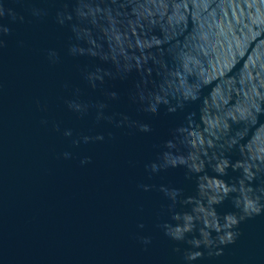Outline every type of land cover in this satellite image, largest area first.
Listing matches in <instances>:
<instances>
[{
  "label": "water",
  "instance_id": "water-1",
  "mask_svg": "<svg viewBox=\"0 0 264 264\" xmlns=\"http://www.w3.org/2000/svg\"><path fill=\"white\" fill-rule=\"evenodd\" d=\"M160 2L137 0L148 23L137 25L133 19L128 34L140 38L141 30L146 31L144 47L162 50L180 67L185 49L192 48V8H182L185 19L177 24L169 17L173 4L183 0H163L166 8ZM63 3L0 0V12L4 9L0 28L9 29L0 30V264H189L183 254L190 246L167 236L162 225L177 223L171 220L173 211H191L192 205L179 199L197 195L196 182L185 180L183 167L151 173L145 166L189 111L198 113L201 132L225 116L235 117L230 127L242 120L250 97L245 78L264 63V32L233 44L230 53L223 39L210 34L200 49L205 60L199 70V103L176 113L161 105L157 114H151L138 111L128 100L135 73L126 81L89 87L83 71L101 61L87 54L71 55L68 49L75 43L87 47L85 40L99 38V32L85 30V40H77L70 27L75 21L57 22ZM235 31L241 37L239 29ZM172 75L168 85L182 86L184 73ZM109 90H116L120 99H109ZM69 101L88 107L77 111ZM99 102L108 104L101 119ZM120 113L130 121L150 123L152 132L142 133L130 122L117 126ZM236 130L241 150L230 154L233 162L242 164V155L264 154V122L244 121ZM85 136L90 138L87 142ZM228 173L221 178L208 168L204 175L209 183L239 175L231 168ZM142 184L150 188L145 191ZM162 184L183 189L174 209L160 191ZM214 211L221 227L226 216L242 217L232 229L239 234L234 242L212 249L213 253L221 249L219 255L210 256L201 246L197 250L204 255L190 264H264V193L252 184H238L236 193ZM200 226L196 222V230L186 235L203 240ZM210 232V237L217 235ZM145 237L150 243H143Z\"/></svg>",
  "mask_w": 264,
  "mask_h": 264
},
{
  "label": "clouds",
  "instance_id": "clouds-1",
  "mask_svg": "<svg viewBox=\"0 0 264 264\" xmlns=\"http://www.w3.org/2000/svg\"><path fill=\"white\" fill-rule=\"evenodd\" d=\"M69 4L73 5L71 9ZM189 6L192 8L195 23L194 35L191 52L185 49L180 67H177V61L162 50L152 52L150 48L144 47L143 36L147 34L146 31L141 30L140 38L128 34V25L133 19L137 25L148 23L147 17L142 18L138 11L142 5H138L137 0H89L87 4L85 0H64L63 8L57 10L56 16L61 25L66 20L75 21L70 27L77 40H85L84 36L88 34L85 30L96 29L99 32V38L85 40L87 47L75 43L70 44L68 49L71 55L87 54L101 61L94 68H86L83 71V77L89 87L95 89L108 81H126L135 73L137 78L128 92V100L137 105L138 111L157 114L163 105L167 112L176 113L184 112L189 106L200 101L202 81L199 70L204 66L205 60L200 54V49L210 34L223 39L225 50L230 53L233 44L240 45L241 40L247 42L264 32V0H183V3L173 4L174 11L169 20L179 24L185 19L182 8ZM160 7H167L163 0ZM2 15L4 9L0 12V16ZM236 29L241 33L239 38L236 36ZM0 30L5 33L9 31L6 27ZM117 33L113 39V35ZM175 71L183 72L184 78L182 86L173 88L167 81L173 79L172 74ZM254 72V75L249 73L245 78L244 87L250 92L249 102L240 114L242 120L236 122L235 127H230L229 123L235 121V117L225 116L209 122L201 132L196 123L198 113L195 110L189 111L185 114L184 121L172 130L171 137L157 146L159 150L156 158L145 166L151 173L183 167L185 180L196 182L197 195L179 199L181 204L192 205L191 211H173L171 220L177 223L165 221L162 225L167 236L190 246L183 254L184 260L189 264L204 255L202 251L197 250L201 246L209 249L208 255H219L221 249L217 248L215 253L212 251L215 246L235 241L239 233L232 229L243 218L238 220L234 216H226L227 222L221 227L214 209L236 193L238 184H252L264 193V154L258 158L242 155V164L233 162L230 156L231 153L241 150L236 130L240 124L244 121L264 122V63L255 67ZM106 95L114 101L120 99L116 90L106 91ZM68 103L70 108L77 111L86 110L88 107L79 102ZM96 107L100 109L97 119L104 118L103 109L107 108L108 104L99 102ZM119 115L121 120L116 122L117 126L130 122L142 133H150L153 130L150 123L130 121L125 113ZM107 119L111 121L114 117ZM65 134L70 135V132ZM89 139L84 137L85 142ZM96 139H103V136H97ZM189 147L192 151H188ZM86 161L87 158L82 163ZM208 168L221 178L228 176L229 168L239 175L231 177L229 181L222 179L209 183L204 175ZM140 187L147 191L150 185L142 184ZM159 188L172 201L169 207L174 209L178 198L183 196V189L163 184ZM231 202L238 206L237 201ZM196 222L201 224L199 236H202L203 240L197 239L195 235L190 238L186 235L196 230ZM205 227L208 232L204 231ZM210 230H215L217 235L210 237ZM143 243H150V239L143 238ZM176 251H179V248Z\"/></svg>",
  "mask_w": 264,
  "mask_h": 264
}]
</instances>
